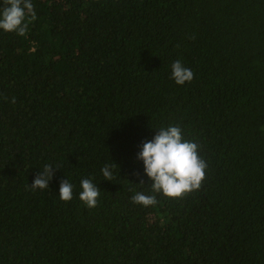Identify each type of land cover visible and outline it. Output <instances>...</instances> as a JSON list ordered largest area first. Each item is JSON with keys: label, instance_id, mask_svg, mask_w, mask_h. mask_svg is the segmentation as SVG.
Listing matches in <instances>:
<instances>
[{"label": "trees", "instance_id": "trees-1", "mask_svg": "<svg viewBox=\"0 0 264 264\" xmlns=\"http://www.w3.org/2000/svg\"><path fill=\"white\" fill-rule=\"evenodd\" d=\"M0 264H264V0H0Z\"/></svg>", "mask_w": 264, "mask_h": 264}]
</instances>
